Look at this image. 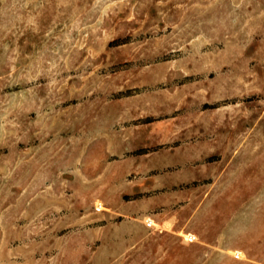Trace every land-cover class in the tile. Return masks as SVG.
<instances>
[{
  "label": "rangeland",
  "instance_id": "rangeland-1",
  "mask_svg": "<svg viewBox=\"0 0 264 264\" xmlns=\"http://www.w3.org/2000/svg\"><path fill=\"white\" fill-rule=\"evenodd\" d=\"M139 151L146 210L84 205ZM0 264H264V0H0Z\"/></svg>",
  "mask_w": 264,
  "mask_h": 264
},
{
  "label": "crops",
  "instance_id": "crops-1",
  "mask_svg": "<svg viewBox=\"0 0 264 264\" xmlns=\"http://www.w3.org/2000/svg\"><path fill=\"white\" fill-rule=\"evenodd\" d=\"M107 152V151H106ZM91 151L87 150V154ZM194 156H200V151L197 150ZM148 154L138 155L136 158L126 157L119 160H104V159H94L93 157L87 156L85 160L81 163V173L79 175H102V181L100 184L96 185L103 186L98 189L97 192L88 191L85 195V204L87 207H91L96 200H100L109 211L121 212L125 208L126 197L130 198L128 201L136 207L135 213L146 210L145 206L147 200L144 196H141L145 192L144 187H152L153 183H146L141 185L135 182V185L128 187V185L121 186L122 180L126 175H158L155 171L159 167L168 166L170 161L163 160L160 162L152 161L147 159ZM177 161H182V158L176 159ZM164 175H201L195 169L178 170ZM139 184V185H138ZM90 189V187H89ZM93 192V193H92ZM178 193H167L160 197L150 198L151 205L154 207H168L172 206L178 201ZM108 226H98L94 228L91 232L94 233L96 239L106 238L105 234L107 232Z\"/></svg>",
  "mask_w": 264,
  "mask_h": 264
},
{
  "label": "built area",
  "instance_id": "built-area-1",
  "mask_svg": "<svg viewBox=\"0 0 264 264\" xmlns=\"http://www.w3.org/2000/svg\"><path fill=\"white\" fill-rule=\"evenodd\" d=\"M96 210H97L98 212L102 211V210H103L102 205H100L99 207H96ZM145 222H146V226H147L148 228H154L155 223H154V221H153L152 219L148 218V219H146ZM185 241H186L187 243H195V242H197V239H196V236H195V235H191V234H189V235L186 236ZM236 258H237V259H240L241 257L238 256V255H236Z\"/></svg>",
  "mask_w": 264,
  "mask_h": 264
},
{
  "label": "trees",
  "instance_id": "trees-1",
  "mask_svg": "<svg viewBox=\"0 0 264 264\" xmlns=\"http://www.w3.org/2000/svg\"><path fill=\"white\" fill-rule=\"evenodd\" d=\"M217 106H215V107H213V108H216ZM206 108H209V107H206ZM152 121H150V120H147L146 121V123H151ZM137 155H143V154H148V152L147 151H139L138 153H136ZM126 200H128L129 198L128 197H126L125 198Z\"/></svg>",
  "mask_w": 264,
  "mask_h": 264
}]
</instances>
